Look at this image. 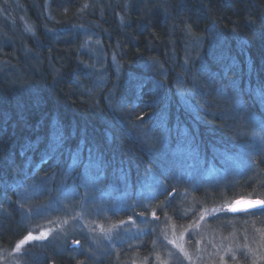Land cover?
Listing matches in <instances>:
<instances>
[{"label":"trees","instance_id":"16d2710c","mask_svg":"<svg viewBox=\"0 0 264 264\" xmlns=\"http://www.w3.org/2000/svg\"><path fill=\"white\" fill-rule=\"evenodd\" d=\"M105 195L96 223L140 230L111 250L68 232ZM239 200L264 201V0H0V264L40 231L12 264L164 261L162 230ZM205 226L250 248L264 204Z\"/></svg>","mask_w":264,"mask_h":264},{"label":"rangeland","instance_id":"374dc122","mask_svg":"<svg viewBox=\"0 0 264 264\" xmlns=\"http://www.w3.org/2000/svg\"><path fill=\"white\" fill-rule=\"evenodd\" d=\"M116 202H118V199L116 198H112L111 200L107 201L106 195L97 198L94 197L91 200L88 199L84 211L94 218L93 222L91 225H86L84 224L85 222H83L82 225H74L75 229H72L71 227L69 228V234H72V232L79 228L90 229L91 226H96L94 233L97 235L95 237L96 242H98L97 248H105L108 250H111L115 243L121 242L124 236L129 234L137 236L140 230L133 226L132 222L130 225L126 224V226H124V224L126 222H130V220H124L115 227H101L96 223L97 220L103 221L109 213L114 212V209H108V207H113ZM232 204L233 203L226 205L224 208L214 210V212L203 211L196 223L192 226V229L190 227L189 229L178 230L172 225H169L166 232L165 230H162L164 234L163 242L165 246L164 248H161V250L159 248L160 251L156 252L160 254L163 253L165 256L164 261H162L159 256L154 255L150 258V264H264V252L262 255L258 247L259 245L261 246L264 241L260 236H257V238L253 236V231L251 234L249 233L251 235L252 241L249 248L245 246L240 247L242 243H239L236 240L237 236L239 235L241 240L243 239V242L248 240L245 237L242 238L243 231L239 233H234V231H232L230 235L215 236L213 235L214 232L210 230L209 227L205 226L206 220L213 216L214 213H229ZM245 212L247 211H241L239 213L243 214ZM86 217L87 216H84V218ZM123 226L124 230H121ZM202 228L203 230H201ZM190 230H193L195 233L191 239L193 243L192 249L186 247L185 241L186 237L189 236L188 234L190 233ZM231 230L235 229L232 227ZM48 234V231H40L27 236L15 246L13 251L8 254L9 259L4 260L3 263L12 264L14 258L17 260L16 257L21 253L25 246L34 243H42L46 240ZM257 243H259V245ZM94 249L95 246H90L89 253Z\"/></svg>","mask_w":264,"mask_h":264},{"label":"water","instance_id":"95a60500","mask_svg":"<svg viewBox=\"0 0 264 264\" xmlns=\"http://www.w3.org/2000/svg\"><path fill=\"white\" fill-rule=\"evenodd\" d=\"M249 200H239L236 201L232 204L231 208H230V212H241V211H248L251 210L253 208H258L261 206V204H255L253 203L251 206H249ZM75 246H77V244H74Z\"/></svg>","mask_w":264,"mask_h":264},{"label":"snow or ice","instance_id":"6c2138e0","mask_svg":"<svg viewBox=\"0 0 264 264\" xmlns=\"http://www.w3.org/2000/svg\"><path fill=\"white\" fill-rule=\"evenodd\" d=\"M253 203L255 204H264V201H254V202H249V206H251ZM78 243V242H77Z\"/></svg>","mask_w":264,"mask_h":264}]
</instances>
